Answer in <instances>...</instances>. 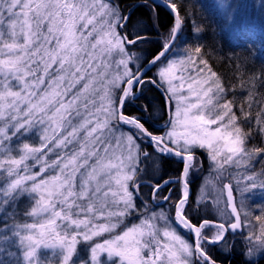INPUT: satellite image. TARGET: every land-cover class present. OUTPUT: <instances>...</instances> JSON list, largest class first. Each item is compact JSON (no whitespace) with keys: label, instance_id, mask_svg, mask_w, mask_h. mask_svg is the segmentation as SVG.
Listing matches in <instances>:
<instances>
[{"label":"snow or ice","instance_id":"snow-or-ice-1","mask_svg":"<svg viewBox=\"0 0 264 264\" xmlns=\"http://www.w3.org/2000/svg\"><path fill=\"white\" fill-rule=\"evenodd\" d=\"M166 7L173 13L172 27L161 49L149 54L141 50L151 43L150 33L142 30L143 19L133 22V10L113 0H0V264H218L214 250H235V243L229 247V235L243 234L237 229L251 220L246 212L241 216L243 201L238 208L230 185H225L231 208L227 221H193L188 209L187 177L196 147L209 150L220 167L234 158L241 163L253 152L264 153V147H246L250 135L237 123L231 102L213 104L221 98L209 84L216 73L188 77L175 121L163 125L162 135L152 123L150 103L140 106V115L126 112L127 106L144 99L148 84L173 96L184 89V78L165 60L183 31L187 12L177 0H169ZM219 7L230 9L223 27L234 25L236 10ZM205 31L199 24L192 29L197 40ZM153 68L156 75L149 78ZM174 79L181 80L179 88ZM258 82L264 85V71ZM213 84L223 93L219 81ZM216 107L224 111L216 112ZM241 115L247 113L241 109ZM114 120L131 129L125 134ZM214 124L218 126L213 130ZM260 133L264 126L257 129ZM37 134L39 147L32 143ZM224 152L229 155L220 162L217 158ZM49 153L55 159L44 160ZM173 156L184 165L174 215L152 212L139 224H126V217L147 208L166 186L180 183L163 178L145 183L150 168L154 174L160 162ZM29 160L43 161L38 172H29ZM247 179L256 186L254 176ZM144 187L149 193L141 200ZM162 199L171 201V192ZM256 219L258 246L251 243L254 233L247 237L245 264L264 256V216ZM180 228L192 239L183 238ZM105 233L110 235L96 239Z\"/></svg>","mask_w":264,"mask_h":264},{"label":"trees","instance_id":"trees-1","mask_svg":"<svg viewBox=\"0 0 264 264\" xmlns=\"http://www.w3.org/2000/svg\"><path fill=\"white\" fill-rule=\"evenodd\" d=\"M124 9H132L133 22L138 19H143L145 32L150 33L151 43L141 45V50L146 53H155L161 49L160 36L166 33L173 23V16L170 12L161 5L153 4L149 0H114ZM169 2V0H165ZM178 3L184 5L187 12V19L183 25V31L180 33L179 41L189 49L191 58L195 61L194 65L197 68L203 66L207 68L206 73H216V78L223 85V103L231 102L232 112L238 116L237 123L241 124L245 131L249 132L250 139L246 141V147L249 149L264 147V133L257 134V129L264 126V85L259 81L260 73L264 71V15L258 18L254 13L245 16L239 23H236L229 28L223 27V18L229 12H218L215 7L203 0H177ZM248 0H229V5L235 7V10H240L245 6ZM264 2V1H263ZM213 3V2H212ZM138 5H147L137 7ZM199 24L206 31L202 34L201 39L197 40L192 29L194 25ZM235 31V32H231ZM199 46L200 53H196L194 48ZM206 61L201 63L200 61ZM211 69V71H209ZM153 70V69H152ZM150 73H148V77ZM151 77V76H150ZM144 99L138 100L134 104L127 106L126 112L131 115H140V106L144 103H150L155 115L152 123H157L165 117L164 100L153 84L145 86L143 92ZM241 109L247 113V116L241 115ZM162 113V116L157 120V114ZM155 113V114H154ZM155 125V124H154ZM156 129H159L158 126ZM161 134V131L158 132ZM32 143L38 146L41 141L39 134L36 135ZM148 151L147 144L144 145ZM47 152V149H44ZM264 153L253 152L250 157H245L246 170L249 175L256 178V185L261 187V181L264 180V159H261ZM48 156L45 160H48ZM43 162V161H42ZM41 162V163H42ZM31 167L36 169L38 164L33 161L27 162ZM197 163H203L202 157L197 158ZM158 180L170 178H178L182 169V163L176 161L175 157L165 158L158 164ZM3 181H0L2 184ZM173 188L172 198L177 191V185L171 184L164 191ZM175 188V189H174ZM143 189L149 191V188ZM164 195V194H163ZM26 205V200L21 201L20 210ZM151 207V203L148 204ZM202 213V212H201ZM198 215L192 218L193 221H199L201 218L215 220L213 216ZM235 243V250L229 253L226 249H216L213 251V256L219 264H245L240 246L237 239L229 235V247ZM252 264H255L253 262ZM256 264H264V257Z\"/></svg>","mask_w":264,"mask_h":264},{"label":"rangeland","instance_id":"rangeland-1","mask_svg":"<svg viewBox=\"0 0 264 264\" xmlns=\"http://www.w3.org/2000/svg\"><path fill=\"white\" fill-rule=\"evenodd\" d=\"M152 2L151 0H149ZM207 1L210 5L216 8L218 12L223 13L224 11H228V8H221L219 7L220 4L229 5V0H203ZM242 1V0H241ZM264 0H248L247 3H245V6L241 8L240 10L236 11V20L240 23L241 20L245 16H249L251 13L256 14L258 18L263 17L264 15ZM89 3L93 2V0H88ZM114 3H116L113 0ZM167 2V1H166ZM213 2V3H212ZM153 3V2H152ZM169 3V2H168ZM155 4V3H153ZM159 5V4H158ZM232 9H235L234 6L231 7ZM230 10V9H229ZM99 18V17H98ZM171 29V28H170ZM169 29V30H170ZM169 30L160 36V47L164 43V37L168 35ZM235 32V31H231ZM189 49H186L179 39L176 42V45L170 49V51L166 54L167 59L165 60V64H174L175 65V75L176 76H182L184 78V89L182 91H178L175 96H173L172 92L170 91H163L165 97L167 98V101L169 103L170 108V120L175 121V111L176 108L179 106L178 104V97L181 94H187V83H188V77H194V78H208L211 77V73H206L207 68L203 69V66L200 68H197V66L194 65L193 60L191 58V54H189ZM191 58V59H189ZM163 66V65H161ZM157 69L153 68V70L150 72V76L153 77L156 75ZM110 73L112 75L115 74V66H113L110 69ZM149 76V78H151ZM111 78V76L109 77ZM213 81H219L216 77H211L209 80V84L213 86L214 93H216V96L221 97L220 99H213L214 105H223V93L218 92L215 89V86L213 84ZM181 83L180 79H174L173 85L177 88H179V85ZM221 84V82L219 81ZM156 86V85H155ZM223 87V85H221ZM207 87V85L205 86ZM168 85L167 83L164 84V89H167ZM210 96L213 94L210 93ZM169 97H172L171 100H169ZM163 98V97H162ZM207 97H205V100ZM212 107V106H209ZM216 112H223L224 110L222 107H216L214 109ZM155 114V113H154ZM156 115V114H155ZM153 115V117L155 116ZM162 116V113L159 112L157 114V120H159V117ZM228 117H225V121H227ZM166 123V114L165 117L162 118V120L158 121L157 123H154L155 126L161 127ZM113 124L117 125L119 128H121L125 134L128 133L129 129H131L130 125H124L122 123H119L118 121H113ZM218 125H210L211 129H215ZM229 130V129H225ZM132 131H135V129H132ZM163 134V129L161 130V135ZM119 135V132L117 133ZM223 142H221L222 144ZM41 144V143H40ZM40 144L37 146L39 147ZM147 144V143H145ZM144 144V145H145ZM59 151V150H57ZM152 151V149H151ZM229 155L227 152H224L221 156H219L217 159L220 162L224 161V158ZM203 159V163L200 165L197 163V158ZM48 161L55 159L54 153H49ZM246 157V156H245ZM245 157L243 158V162L236 163L235 159L233 162L230 163H224L223 167H220L219 164L214 162L211 158V154L209 150L206 148H200L196 147L194 149V160H193V168L190 169L189 176L187 177L189 181V200H188V209L189 214L191 215V218H196L198 215L204 214L203 216H213L218 221H227L229 219V212L227 211V205L226 200L224 197V185L229 184L233 190H234V198L235 203L238 208H240L241 201H243L244 207L240 209L241 216L243 217V214L246 212L248 213L249 219L251 220L250 224H247L246 226L241 229V233L235 235V238L238 241V245L240 246V250L242 253L246 250V248L249 246V241L247 239L248 236L253 235L252 244L258 246V241L255 239L256 236L260 235V226L259 221L256 219L257 216H264V188H259V185L257 184L255 187L251 186V182L248 181L247 177L249 174L246 170L245 165ZM176 158V157H175ZM45 160V157H44ZM176 161H180L178 158H176ZM34 164H38L36 166L38 170H33L35 167H33L29 172H38L41 163H36L33 161ZM158 165L157 170L153 174L152 169L150 168L148 171V180H158L159 174H158ZM51 170H46L42 176L46 178ZM180 176V175H179ZM178 176V177H179ZM40 177H38L39 179ZM177 185V191L175 195L173 196L171 201H164L162 199L163 196H167L169 194V191L171 194L174 192L173 188L169 191H164L161 193V197H157L154 199V202L161 203L163 205L162 208L157 207V205H153L151 202V207L148 206L147 208L141 207L138 212L133 213L132 215L125 218L126 224H139L140 220L143 219L145 216H151L152 212H156L159 214L161 211H163L165 214L174 215V205L176 203V197L181 194V190L183 188V185L175 184ZM247 185V188L245 187ZM175 189V188H174ZM148 190V189H147ZM142 188L143 195L140 196L141 200H145L146 197H148L149 191H147ZM243 190V191H241ZM164 194V195H163ZM210 204L211 207H206L205 205ZM199 207V210H196ZM202 212V213H201ZM162 223V222H160ZM160 223L157 224V226H160ZM179 234L188 240H191L190 233L187 229L180 228ZM110 234L105 233L102 237H97L96 239L100 240L103 239L106 236H109ZM244 259L246 260V257L243 255ZM264 256H256L253 258V262L258 261L259 259H262Z\"/></svg>","mask_w":264,"mask_h":264},{"label":"water","instance_id":"water-1","mask_svg":"<svg viewBox=\"0 0 264 264\" xmlns=\"http://www.w3.org/2000/svg\"><path fill=\"white\" fill-rule=\"evenodd\" d=\"M153 3L155 4H159V5H162L163 7H165L169 12L170 14L173 16V13L170 11L169 7H166V5H168L169 3L164 1V0H151ZM159 92L161 93V95L163 96V98L165 99V108H166V115H167V121L170 120V108H169V103L167 101V98L165 97L163 91L158 88ZM120 123V122H119ZM167 123V122H166ZM163 128V127H162ZM184 167V165H182V168ZM181 181H182V184L184 182V178L182 176V172H181ZM225 185H229V184H225ZM223 187L224 189V197H225V200H226V205H227V211L230 213L231 212V208L230 206L227 204V188ZM189 191V189H188ZM233 198H234V195H233ZM234 202H235V199H234ZM237 233H241V229H237ZM191 235V234H190ZM191 239H192V236H191Z\"/></svg>","mask_w":264,"mask_h":264},{"label":"bare ground","instance_id":"bare-ground-1","mask_svg":"<svg viewBox=\"0 0 264 264\" xmlns=\"http://www.w3.org/2000/svg\"><path fill=\"white\" fill-rule=\"evenodd\" d=\"M183 165V164H182ZM181 172H182V169H181ZM181 172H180V176L178 177V178H171V179H173V181H175V180H177V179H179L180 180V184L181 185H183L182 184V181H181ZM148 181H145V183H147ZM169 186V185H168ZM168 186H166V187H168ZM234 195V194H233ZM232 236V235H231Z\"/></svg>","mask_w":264,"mask_h":264},{"label":"flooded vegetation","instance_id":"flooded-vegetation-1","mask_svg":"<svg viewBox=\"0 0 264 264\" xmlns=\"http://www.w3.org/2000/svg\"><path fill=\"white\" fill-rule=\"evenodd\" d=\"M169 190H170V189H169ZM169 190H168V191H169ZM232 237L234 238V236H232ZM260 260H262V259H259L258 261H256L255 264L258 263V262H260Z\"/></svg>","mask_w":264,"mask_h":264}]
</instances>
